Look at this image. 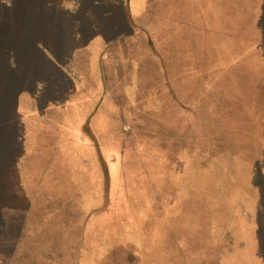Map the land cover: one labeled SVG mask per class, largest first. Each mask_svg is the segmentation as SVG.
Returning <instances> with one entry per match:
<instances>
[{
    "label": "crops",
    "instance_id": "obj_1",
    "mask_svg": "<svg viewBox=\"0 0 264 264\" xmlns=\"http://www.w3.org/2000/svg\"><path fill=\"white\" fill-rule=\"evenodd\" d=\"M133 1L0 0V108L7 107L0 122L7 124L14 116L20 132L18 151L12 157L8 152L4 171L24 191L21 201L27 211L22 222L7 225L1 224L5 216L15 222V215L2 213L0 232L20 233L17 248L37 256L36 262L25 257L20 264H157L160 247L167 249L168 264H264L261 221L254 211L258 200L245 210L239 199L227 197L218 172L227 169L214 153L206 157L210 151L198 142L193 147L191 131L185 129L190 102L206 110L218 102L224 105L233 94L230 88L237 86L218 85L219 94H200L197 88L209 89L204 78V86L192 84L193 95L187 82L192 74L231 73L234 81L246 75L247 102L231 103L248 122L262 114L264 148V31L259 28L264 0ZM245 8L244 18L238 10ZM127 22L149 34L153 55L146 52V42H139L143 51L136 42L131 50L117 43L129 37L120 30ZM209 34L218 40L211 52ZM143 57L153 65L148 70L155 83L141 75ZM162 65L170 81L162 69L158 73ZM129 105H138L137 114L129 115ZM166 111L169 125L164 130L159 124L160 131L151 116L138 114L159 117ZM117 113L121 118L112 129L120 131L111 132ZM144 121L151 128L136 130ZM145 133L154 145L138 142ZM199 135L206 141L207 132ZM213 146L214 151L219 147ZM263 156L264 151L253 156L251 169ZM154 165L164 167L165 179L147 177L144 170ZM208 166L218 176L213 184L221 193L210 215V249L198 242L207 227L177 225L180 218L192 219L189 203L204 197ZM247 177L254 198L252 172ZM230 187L238 189L237 175L231 174ZM204 205L198 206L202 218L207 216ZM147 216L154 217L153 227L147 226ZM164 217L165 228L159 225ZM192 233L198 237L192 239Z\"/></svg>",
    "mask_w": 264,
    "mask_h": 264
},
{
    "label": "rangeland",
    "instance_id": "obj_2",
    "mask_svg": "<svg viewBox=\"0 0 264 264\" xmlns=\"http://www.w3.org/2000/svg\"><path fill=\"white\" fill-rule=\"evenodd\" d=\"M136 0L133 1L132 5L134 4ZM229 2V1H228ZM245 7L247 6L244 4ZM134 10H137L136 6L133 7ZM248 11V9H240L238 10V15L244 16ZM251 12V10H249ZM234 17H235V11H233ZM129 15L127 11V16ZM129 18V16H128ZM136 20V19H135ZM207 26V25H205ZM209 27V26H207ZM112 28L114 26H110V29L112 31ZM122 28L124 31H122ZM260 29L264 31V11L262 14V20L260 24ZM122 32H125V34L129 37H124L121 38L117 41L120 42L121 44L124 43L127 49L131 50L134 47L133 44L136 42V48L137 46L141 49V44L139 42H146V49L151 55L152 50L154 49L153 47H150L149 45V40L146 38L147 32L138 29L136 26L134 27L131 22H127L126 26L121 27L120 29ZM151 31V30H150ZM114 34L112 33L111 36ZM209 36H212L213 38L207 39L206 42L209 46V51L211 52L213 47L216 49L215 44H218V40H214V36L209 34ZM132 41V42H131ZM198 44V43H196ZM260 46L262 50H264V41L260 43ZM199 46L197 50H199ZM155 50V49H154ZM133 51V50H132ZM143 53V52H142ZM138 54V52H137ZM144 59V60H143ZM145 58L143 57L141 60V65L143 66V69H141V75H144V80L147 82H153L155 83V77H151L152 71L148 70L149 68H152L153 65L150 63L145 64ZM158 67V66H157ZM162 69L163 76L167 80L170 77L169 74L166 75V68L162 65L161 68L159 67L158 73H160ZM136 74H130L129 78H135ZM204 78L209 82L208 83V88L209 89H202L199 87V84L201 86H204L207 84V82H204ZM189 81L190 83V91L194 92L195 90L192 91V84L198 85L199 88H197L198 93H203L207 94L208 92H217L218 94L220 93L219 88H217L218 85L221 86H231L232 84H237V86H232L230 89L233 90V94L229 95V99L226 104L220 105V102L215 103L213 106H211L209 109H205V105L199 106L195 103L190 102L187 107L188 110L190 111V115H186V125L188 127H185L187 132L191 131L189 140L193 139L194 142H191V145L195 147L196 142H198L197 146H201V148L206 149V152L210 151L209 153L206 154V157L208 156H213V153L217 156H214L218 159L219 164L222 162V165L225 167L227 170L223 171H218L222 175V180L224 182V188L227 189L225 192L227 197L231 198L232 200H238V205L241 209L245 210H251L250 207H253L254 204L252 203V200L257 201L256 202V207H254V211H258L259 215L256 214V216H259L260 219V237H261V244H260V254L264 256V156L260 160H256L254 163V168L251 169L252 162L254 161L253 156L257 157L259 156L263 151L264 148L262 147L261 141L263 138L259 137L261 134V127L259 126V121L262 118V114H257L256 120L253 122L243 118V114L239 111H236V107H232L233 101H241L244 100L247 102V99L243 95L246 91V85L248 83V77L245 75L243 78L239 81H234V76L231 73H210L208 72L207 74L204 73H195L191 75V79H187V82ZM221 81V82H220ZM235 82V83H234ZM225 89L228 90L226 87ZM175 92V91H174ZM173 92V93H174ZM230 92V91H229ZM176 93V92H175ZM174 93V94H175ZM174 96V95H173ZM196 97V96H195ZM214 98V97H213ZM193 104L197 105L194 106ZM129 110L130 114H137L136 111L138 109V105H129ZM243 108L246 109V103L243 105ZM2 109L0 111V118H6L7 116V107L5 108H0ZM240 110V109H239ZM11 115L13 113H10ZM141 116H151V120L156 121L154 124V128L158 131L161 130L159 127V124L163 126V129L165 130L167 125H169L170 117L167 114V111L163 113L161 116H157L154 114H149V113H144V112H139ZM120 115L115 114L114 117H112L111 121V132L116 131L117 129H112V124H115L117 118ZM9 123L5 122H0V216H3L2 213L6 214L8 210L12 211L15 215V222L14 219L11 222V217L10 216H5L3 225H7L9 223H15L18 224L19 222H22V212L27 213L26 210H23V207L26 205L24 203V200L21 201L23 198V193L24 191H21V187L16 184V182L11 183L10 180L7 178L8 174H5L4 168L7 166V161L6 158L8 157V152L11 151V157L16 155L18 148H19V127L14 123L12 119H14V116L10 117ZM220 119L224 121L222 125H220V122L217 123ZM150 120V117H149ZM189 121V124H188ZM254 123V125H253ZM123 126V125H122ZM151 125L149 122L144 121L143 124H138L136 125V130H142L145 131L147 129H150ZM163 130V135L162 138L163 142H166V132ZM201 133L204 134L207 132V138L206 141L203 138V136L199 135ZM206 130V131H205ZM117 131H120V128H118ZM116 131V132H117ZM144 133V132H143ZM219 133V134H218ZM221 133V137H220ZM223 133V136H222ZM259 133V134H257ZM145 137H138V142L142 141L143 144H146L144 141H149L153 142L152 145H154L155 139L153 137L147 136V133H145ZM218 134V135H217ZM169 135V133H167ZM170 136V135H169ZM157 139H159L157 137ZM214 144H217L219 147L216 151H214ZM192 147V148H193ZM223 152V153H222ZM213 157V159H214ZM212 159V161H213ZM154 169H146L145 174L147 175L148 178H151L152 181H155L154 179H158L163 177L164 179L166 178V172L163 166H158L154 165ZM105 168H106V163H105ZM251 169V170H250ZM107 171V168H106ZM105 171V173H106ZM7 172V171H6ZM168 172V171H167ZM252 172L253 174V179L255 182V187L254 189V194L253 197L251 196V187L248 186V177L247 175ZM5 174V175H4ZM231 174L237 175L238 177V189H233L230 187L231 184ZM107 176V174L105 175ZM218 177L216 176V173L213 168L208 166L207 170V181H208V189L205 191V193H201V195L205 194L203 198L199 199V197L192 203L190 204L191 211L194 213L192 216V219H190L188 222L187 221H182V218L178 219L177 225L180 227H185L190 226L192 229L199 228L200 223L201 226L207 227V233L202 230L201 232V237L200 241L198 242L205 243L207 245V248H211V241L213 239V235L209 236V228L212 226L214 223V216L211 213L214 212V208L216 207V195L220 193L219 189L220 187L217 185H214V178ZM5 178V179H4ZM7 178V180H6ZM107 179V177H106ZM247 181V183H246ZM9 184H8V183ZM212 184V185H211ZM211 185V186H210ZM215 187V188H214ZM260 193V196L258 195V192ZM199 194V192L197 193ZM221 194V193H220ZM199 196V195H198ZM32 197V195H31ZM25 199V197L23 198ZM205 200V201H204ZM205 204V205H204ZM193 205V206H192ZM204 205L205 210H207V216L202 218L200 215V209ZM250 206V207H249ZM205 210L203 211V215L205 213ZM223 210H228L226 207L223 208ZM11 213V214H12ZM197 216V220H195V217ZM201 216V219H198ZM163 216L159 214V218ZM156 218V217H155ZM151 219H154V217L151 218V216H147L145 220L148 221L147 226L153 227V221L151 222ZM24 222H26L25 219H23ZM163 223L159 224L162 227L165 228V226H168L169 223L167 222V218L164 217V220H162ZM206 222V223H205ZM156 225V224H155ZM196 237H198L197 234H195ZM194 233H192V239L195 237ZM20 233H15V234H10L8 235L6 232H0V264H7L6 260L10 259L15 261L16 264H20L23 258H34L35 262L37 261V256L32 255L33 250H22L17 248L19 246V241H20ZM208 236V237H207ZM232 237V235H229ZM11 239L9 245L7 246L6 242L7 240ZM211 238V239H210ZM226 240V239H225ZM230 240L229 237H227V241ZM35 244H31L33 247ZM57 254V253H56ZM167 255V249L164 247H160L157 250V256L155 260L157 261V264H168V260L166 258ZM50 257H55V254H52ZM49 256L47 257L50 258ZM57 259H59V255H56ZM172 264H179L175 260L174 263Z\"/></svg>",
    "mask_w": 264,
    "mask_h": 264
}]
</instances>
